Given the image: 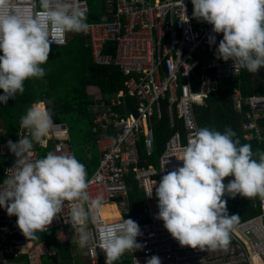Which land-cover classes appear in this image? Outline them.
<instances>
[{"label": "built area", "instance_id": "1", "mask_svg": "<svg viewBox=\"0 0 264 264\" xmlns=\"http://www.w3.org/2000/svg\"><path fill=\"white\" fill-rule=\"evenodd\" d=\"M12 2L15 11L28 17L39 10V0ZM76 3L89 14L87 0ZM88 24L83 36L93 61L115 66L126 75L124 87L114 93L98 89L90 92L92 131L100 157L97 168L87 179L90 182L87 191L91 198L102 197V204L95 213L96 223L88 224L92 237L88 248L79 247V234L71 226V204L67 201L43 233L64 234L67 242L70 240V247L75 243L74 249H82L92 264H98L100 256L105 257L104 250L97 247L98 230L131 215L130 193L135 185L142 212L131 215L130 219L138 223L143 235L137 241L145 247L131 254V264H146L153 255L160 257L161 264H264V203L261 201L258 214L234 225L227 248L215 250L181 246L165 229L164 222L156 218L159 209L155 188L163 175L183 166L179 160L182 150L199 129L194 107L204 104L219 78H237L241 73V69L234 70L232 60L224 62L214 54L223 34L216 35V44L209 45L213 26L193 18L191 0H107L102 19ZM74 35L66 33L51 45H64ZM195 70L200 73L196 84L192 77ZM233 92L235 109L242 113L243 137L260 141L264 93L242 97L238 87H233ZM243 106L247 107L246 111ZM164 114L170 127L176 129L158 157V166L152 164L153 159L142 165L139 148L144 149L146 157L152 156L153 126ZM54 125L44 142L34 145L28 159L37 160V148L48 145L52 146L51 151L75 155L68 124L55 122ZM22 132L19 127L18 133ZM0 133L5 134L2 127ZM7 149V142L0 140V155ZM16 159L14 155L13 163L3 169L0 184L12 175ZM109 206L115 207L118 218L104 215ZM53 247H48L44 239L26 238L17 226V217L0 208V264H43L42 257L58 255ZM52 264H75V261L59 260Z\"/></svg>", "mask_w": 264, "mask_h": 264}, {"label": "clouds", "instance_id": "2", "mask_svg": "<svg viewBox=\"0 0 264 264\" xmlns=\"http://www.w3.org/2000/svg\"><path fill=\"white\" fill-rule=\"evenodd\" d=\"M191 3L193 18L213 26L208 36L210 46L216 44V35L223 34L214 53L218 59L232 60L235 71L256 74L264 68V0ZM14 8L12 0H0V104L23 95L26 80L42 79L47 74L42 66L48 62L50 45L57 37L89 29L88 16L76 0H39V10L30 17ZM54 123L53 112L40 101L21 116L20 139L15 143L3 140L8 149L0 157L8 155L10 163L14 155L17 159L12 175L0 184V208L17 217V226L26 238L37 239L38 233L48 231L67 201L79 247L88 248L92 240L88 224L96 223L95 213L103 198L90 197L85 165L75 152L51 151V145L43 158L28 159ZM70 145L73 149L71 139ZM179 160L183 166L163 175L155 188L156 218L181 246L202 251L227 248L239 216L228 214L223 197L240 195L264 203V151L253 152L250 144H241L229 126L223 132L203 127L195 131ZM228 177L233 179L225 184ZM98 235L97 247L104 250L105 264H114L126 253L145 247L137 241L143 235L138 223L130 218L100 228ZM96 255L95 251L94 259ZM146 264H161V259L153 255Z\"/></svg>", "mask_w": 264, "mask_h": 264}, {"label": "trees", "instance_id": "3", "mask_svg": "<svg viewBox=\"0 0 264 264\" xmlns=\"http://www.w3.org/2000/svg\"><path fill=\"white\" fill-rule=\"evenodd\" d=\"M104 4L106 13V0ZM87 16L88 23L100 21L103 17L92 18L89 14ZM75 40H77V43L79 41V51L75 55H71L69 47L73 46ZM59 50L54 61L50 55L55 54V52L49 53L48 62L42 66L46 69L47 74L42 79L26 80L23 95L18 94L15 99H9L7 104H0V127L5 131L4 135L0 134V140H12L15 143L17 141L21 116L26 114L27 109L33 104L44 101L46 106L53 112L54 122H65L69 125L71 144L78 138L77 142L81 145L82 149L80 156L77 158L85 165L86 171L88 170L91 176L98 166L100 155L97 139L92 131V116L90 113L92 95L90 94V88L94 86L98 90L114 93L124 87L126 75L115 66L96 64L93 61L90 48L86 46V38L83 36V33H75L65 45L59 46ZM67 55L71 56V60L80 59L81 73L77 74L74 83L65 82L64 73H56L54 71L64 69L63 56L66 57ZM56 61H61V63L52 70V65ZM71 65L66 67L65 70L70 69ZM199 74V70H195L192 74L195 84L197 83ZM69 85L71 86L70 89L68 88ZM233 87L239 88L242 97L254 93H264V68L256 74L241 69V73L237 78H219L216 88L208 94L204 104L194 107L197 124L199 128L209 127L221 132L224 131L225 126H229L236 133V137L239 138L241 144H250L253 152L257 149L264 151V120L259 122L263 129L260 141L255 138L247 140L243 137V132L240 128L242 113H239L235 109ZM2 94L3 90H0V95ZM48 101H51V103L49 104ZM242 109L246 111L247 107L243 106ZM175 129V127H170L166 114L163 115L159 122L154 124L153 148L155 152H153L157 153L158 156L163 151L166 141ZM37 150L39 159L49 152V147H38ZM139 156L140 164L142 165H146L154 158L152 156L146 157L142 147L139 148ZM11 162L13 163V161ZM9 163L10 158L8 155L0 157V180L4 178L2 171L6 164ZM230 179L233 178H225L224 183L227 184ZM130 195L131 215H138L142 212L141 197L135 185L132 186ZM223 199L227 200L226 207L228 214L230 216L233 214L239 216L238 222L261 211L260 200L258 198L249 200L237 195L233 199L225 194ZM130 216L126 218L129 219ZM37 236L38 238L33 239L34 241L40 240L39 233ZM42 238L48 247L54 245L55 239L52 231L46 238L42 234ZM59 249L60 258L69 260L71 256L68 251V245L64 243L59 246ZM124 257L125 259L122 263L131 264V254L126 253ZM84 262L92 264L87 256Z\"/></svg>", "mask_w": 264, "mask_h": 264}, {"label": "rangeland", "instance_id": "4", "mask_svg": "<svg viewBox=\"0 0 264 264\" xmlns=\"http://www.w3.org/2000/svg\"><path fill=\"white\" fill-rule=\"evenodd\" d=\"M87 1H88V4H89V15H91L92 18H101L104 15V13H105V4H104L105 0H87ZM78 44H79V41L77 43V40H75V42L73 43V46L69 47L70 50H71V55H75L76 52L79 51L78 50L79 49V45ZM59 46H62V45H58V46L50 45V49H51L50 52H55V54L50 55L51 59H53V61H54V59L56 57L57 52L60 51L59 50ZM70 58H71V56H69V55H67L66 57L63 56V63H64V69L63 70H54L56 68V66L61 63V61H56L55 63H53L52 70H54L56 73H64L65 82L74 83L77 74L81 73V65L79 64L80 59L71 60ZM71 64H73V65H71ZM69 65H71L70 69L65 70V68L68 67ZM70 85L68 86L69 89L71 88ZM94 89H97V88L92 86L91 90H94ZM77 140H78V138H76L74 140L73 149H74V152H75L76 156L79 157L80 154H81V149L82 148H81V145L77 142ZM153 147H154V144H153ZM153 151L155 152L154 148H153ZM154 152H153V155H152V157H154V158H153V160L151 162H152V164L155 167H157L158 166V157L159 156L157 155V153H154ZM86 172H87V179H88L90 177V173H89L88 170ZM112 214L113 213H112V211L110 209H107V210L104 211V215L105 216H109L112 219H116V218L119 217V215L118 216H116V215L112 216ZM73 247L74 248L76 247L75 243L73 244ZM86 256H88V255H87V253L84 252L83 256L77 257L75 259V264H87V263L84 262L86 260ZM57 258L44 257V260L46 259L45 261H47V264H52V262L54 260H57ZM124 259H125V257L123 256L120 261H116V262H114V264H123L122 261ZM105 261H106V256L104 257L103 255H101L100 256V260H99V264H105Z\"/></svg>", "mask_w": 264, "mask_h": 264}, {"label": "crops", "instance_id": "5", "mask_svg": "<svg viewBox=\"0 0 264 264\" xmlns=\"http://www.w3.org/2000/svg\"><path fill=\"white\" fill-rule=\"evenodd\" d=\"M94 87V86H93ZM90 91H92L91 90V88H90ZM50 233H51V231L50 232H47V233H39V235H40V240H43V238H42V234L45 236V238L48 236V235H50ZM52 234H53V236H54V239H55V241H54V249H57L58 250V255L57 256H55V257H52V258H57V260H54L53 262H55V261H69V260H74L75 261V259L77 258V257H81V256H83L84 255V251L82 250V249H74V247L73 246H69V238H68V242H67V239H66V236L64 235V234H57V233H55L54 231H52ZM57 234V235H56ZM40 240H38V241H40ZM67 244L68 245V251H69V254H70V259L69 260H63L62 258H60L61 256L59 255V246L60 245H62V244ZM44 257H46V256H44ZM44 257H42V262H43V264H47V261H45L44 260ZM48 258V257H47Z\"/></svg>", "mask_w": 264, "mask_h": 264}, {"label": "bare ground", "instance_id": "6", "mask_svg": "<svg viewBox=\"0 0 264 264\" xmlns=\"http://www.w3.org/2000/svg\"><path fill=\"white\" fill-rule=\"evenodd\" d=\"M107 209H110L111 211H112V216L113 215H116V216H118L119 214H118V212L116 211V209H115V207H111V206H109V207H107L105 210H107ZM46 260V259H45Z\"/></svg>", "mask_w": 264, "mask_h": 264}]
</instances>
